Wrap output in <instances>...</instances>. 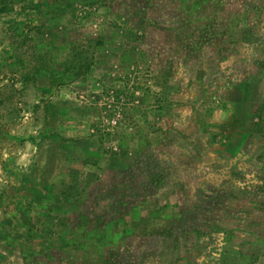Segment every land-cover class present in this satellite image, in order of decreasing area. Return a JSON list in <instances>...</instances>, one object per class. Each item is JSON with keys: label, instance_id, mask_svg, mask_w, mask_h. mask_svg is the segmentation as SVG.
<instances>
[{"label": "rangeland", "instance_id": "1", "mask_svg": "<svg viewBox=\"0 0 264 264\" xmlns=\"http://www.w3.org/2000/svg\"><path fill=\"white\" fill-rule=\"evenodd\" d=\"M206 25L181 64L172 45ZM46 36L89 48L109 79L25 80L52 64ZM260 119L264 0H0V264H264ZM200 132L221 157L176 163Z\"/></svg>", "mask_w": 264, "mask_h": 264}, {"label": "trees", "instance_id": "2", "mask_svg": "<svg viewBox=\"0 0 264 264\" xmlns=\"http://www.w3.org/2000/svg\"><path fill=\"white\" fill-rule=\"evenodd\" d=\"M43 6H44V4L42 5L41 3L38 2L35 9L41 10V9L45 8L50 15L49 18H54L55 16L53 14H55L57 12V9L55 7H53V5L51 3H47L45 7H43ZM50 13H52V14H50ZM196 32L197 33H195V34H197V36H199V37H194V36L191 37L190 36L189 38L191 40H188V36L186 39H183L181 36H179L178 42L176 41L177 44L174 43L172 45L173 51L180 52V53H182V55L185 53L189 54V55L185 56L184 58H182L183 62L181 64L185 63L186 61H190V57H191L192 53L195 51L193 48L194 46L192 45V42L197 40V38H201V37L205 38L206 37L205 35L208 34L209 29L207 28V25L205 27H197ZM97 42H98V44L97 43L96 44L98 46L99 45L101 46L103 43L102 41H97ZM42 47H43V50L45 53L46 52L48 53L50 47H53L55 49L58 47L59 48L56 49L55 54H53L51 56L52 64L50 67L49 66L46 67L47 65L44 62H42L43 60L41 61V56L39 57V59H37V62L35 61L36 64L35 63L27 64L23 68V70H26V72H28L27 74L24 75L25 80L33 79V78H36L37 76H42V75H40L41 71H39V70H41V68L43 70H45L46 73L44 72V74L50 80L48 82V86H51V88L59 87V86L64 87L68 84H73L74 82H77L79 80L82 83H85V82L91 83L93 81L94 83H97V84L98 83L104 84L103 80L109 79V76H108L109 72L106 70V67L99 66L97 64V61L94 58L93 53L91 52V50L89 48L85 49L84 47L80 46L79 44H77L75 42H71V43L67 42V43L63 44L62 42L58 41L56 38L53 39L51 36H49V37L46 36L45 38L43 37ZM62 53L65 54L63 57L58 56ZM55 58L56 59L59 58L61 61H58V62L55 61L54 62L53 59H55ZM12 59H14L16 61L18 58H16L15 56L5 57V58L1 59V62L5 63L7 65L8 64L10 65L11 63L14 64V60H12ZM38 61H41V62L39 63ZM113 69L116 70L115 66L113 67ZM50 77H52V80L50 79ZM163 91H164L162 93L163 98H166V96H171L173 93H175V91L172 92V89L169 87H165ZM115 92H116V95H115L114 99L117 101H120L124 97V92H121V91H115ZM163 101L164 100H162V104L159 105L158 109L164 111L166 105L163 104ZM122 104H124V103H122ZM60 112H61L60 108H57V112H55L54 115H50L51 119L57 118V116L60 115L59 114ZM263 124H264L263 119H260L259 124L257 122L252 123V125L254 127L256 126V128H257L255 130H260L258 127H259V125H263ZM93 128H94V126L91 127V130L94 131ZM95 132H96V130L93 133H90V136L92 138L95 136L94 135ZM190 136H193L189 139V140H192L191 147H186V148L180 149V147L178 146V151H179L178 157L176 156L177 154L172 155L173 159L175 160L176 163H183L184 162L185 167H191V166L197 165V164H199V161L194 162L193 160L200 159V157H199L200 152H203V151L206 153H210L212 150L213 156H217V159L221 157L219 154L222 150L221 149L222 146L217 147L214 150L210 149L211 147L208 148L206 146V144L204 143L206 137L202 136V132H200V135L198 133L194 134V135H192L190 133ZM175 139H177V138H174V140ZM181 139L187 140L184 137H181ZM192 145L193 146L195 145V148ZM161 147H162V150L166 151L165 149H166L167 145L165 147H163V144H162ZM170 148L174 149V145L171 144ZM172 151L174 152L175 150H172ZM182 153L185 154L184 159H180L181 158L180 155ZM138 154L139 153H135L136 156L133 155V157H131L130 155L125 153V156H126V159L134 158V160H136L135 163L138 162L139 165L144 167V169L147 171V176L150 175L151 174L150 168L152 167V164L151 163L149 164L150 161H147V159L143 160L144 161L143 162L142 161L143 154H141V153L139 155ZM136 157H139V159ZM253 161H255V160H252L250 162H253ZM238 162H240V159L238 160ZM232 165L233 164L231 163V166ZM136 171H137V169H132L131 171L125 169L126 175L128 174L129 176L135 174ZM171 173H173V174H175V176H177V174L175 172L171 171L170 174ZM167 175H168V173H166L164 175V177L167 178ZM198 175H201L200 178H202V174H200V173L196 174L195 177L198 178ZM207 175H208V173L206 174V176ZM204 179H207V177ZM142 180H146V175L142 176ZM161 181L163 182V180H161ZM165 184L167 185V182ZM151 185L149 184V186H151ZM219 185H221V184H219ZM242 185L244 186L245 184H242ZM209 186H210V184L208 185V187ZM239 186H241V184ZM62 187H65V185L63 184ZM246 188L244 189V191H246ZM262 189H264V186L262 187ZM68 190L71 191L72 188L70 187V188H68ZM201 191L204 192V194H206V192L208 193V188H204ZM240 191H241V189H240ZM161 192L163 193L162 195H172V193H168V189H164ZM203 199H204V202H203L201 207L205 208L207 206L206 201L208 199L205 195H204ZM218 202H219V200H218ZM202 210L204 211V209H202ZM16 237L19 238L21 236L16 235Z\"/></svg>", "mask_w": 264, "mask_h": 264}]
</instances>
